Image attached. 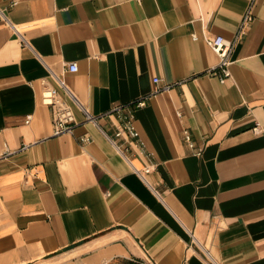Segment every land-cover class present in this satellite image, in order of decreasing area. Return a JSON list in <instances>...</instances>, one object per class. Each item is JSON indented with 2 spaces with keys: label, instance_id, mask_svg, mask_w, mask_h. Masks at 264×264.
<instances>
[{
  "label": "crops",
  "instance_id": "0c3cea01",
  "mask_svg": "<svg viewBox=\"0 0 264 264\" xmlns=\"http://www.w3.org/2000/svg\"><path fill=\"white\" fill-rule=\"evenodd\" d=\"M237 33L220 81L205 39ZM59 80L91 114L126 104L137 135L83 122ZM5 148L0 264H264V0H0Z\"/></svg>",
  "mask_w": 264,
  "mask_h": 264
},
{
  "label": "built area",
  "instance_id": "2783aa9c",
  "mask_svg": "<svg viewBox=\"0 0 264 264\" xmlns=\"http://www.w3.org/2000/svg\"><path fill=\"white\" fill-rule=\"evenodd\" d=\"M250 19V11L247 9L241 19L240 27L238 33H241L242 28ZM237 35L232 39H226L222 35H213L205 39L209 48L215 53L217 56V62L211 67L206 69V73L208 74H218V78L220 81H224L227 77L230 76L229 66L232 62L231 55L234 48V45L237 41ZM67 69L70 71H74L76 69V63L71 61L67 63ZM59 84L62 86L64 91L71 97L75 103L78 105L80 110L83 113V122L89 121L96 124V119L99 116L108 115L113 113L118 120L121 122L122 129L126 130L131 136H136L137 132L134 129L133 119L134 114L133 110L127 109L126 104H118L113 106L111 109L104 113L100 114H91L87 111V109L78 103L76 99H74L72 93L68 90L62 80H59ZM40 99L43 104L49 105L50 107V120H51V135H60L63 133H71L75 125L78 123L74 116L73 112L68 104H66L57 94V91L53 87L44 86L40 93ZM143 98H139L134 103L135 107H140L143 104ZM182 138L186 145L193 150L196 155H200L201 149L195 147L194 140L187 129H182ZM121 135V130L116 129L114 132V137H119ZM82 141H88L89 138L83 136L81 138ZM26 144H22L20 148L26 147ZM9 151L5 148L2 152H0V158L6 156ZM137 264H154L148 258H141L136 260Z\"/></svg>",
  "mask_w": 264,
  "mask_h": 264
}]
</instances>
